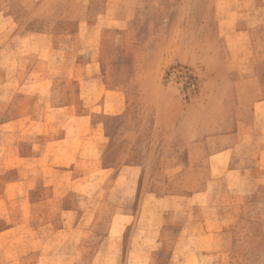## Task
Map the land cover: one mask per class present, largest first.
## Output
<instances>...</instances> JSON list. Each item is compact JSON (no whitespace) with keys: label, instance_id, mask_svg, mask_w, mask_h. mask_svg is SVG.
Segmentation results:
<instances>
[{"label":"rangeland","instance_id":"rangeland-1","mask_svg":"<svg viewBox=\"0 0 264 264\" xmlns=\"http://www.w3.org/2000/svg\"><path fill=\"white\" fill-rule=\"evenodd\" d=\"M8 13V0H0V14ZM5 28H8L7 23L0 22V29ZM237 33L256 37L248 39L247 44L262 48L256 56L264 62V0H141L124 36L113 38L107 52L100 56L107 87L119 90L124 99L122 114L105 115L99 121L106 141L101 160L120 168L131 158L137 160L150 155L163 156L164 153L184 157L186 140L189 158L190 151H194L189 144L198 137L209 138L210 142L208 153L197 152L196 158H208V154L217 148V136L235 132L241 119L237 114L244 113L238 110L248 105L237 93H247L249 86L232 84L236 83L241 71L224 63L228 58L236 62L243 57V39L232 37ZM8 41V37L0 38L1 45ZM242 74L250 76L246 71ZM1 75L2 258L3 255L7 256L6 260L24 258L30 251V243L36 248L37 240L44 239L46 246H42V252L46 257L41 264H164L173 241L179 236L177 232L182 220H174L169 233L162 234L158 243L151 246V239L145 243L142 234L137 237L135 213H129L124 220L119 211L116 212L123 204L127 205V200H122L123 184L109 191L110 182L100 179L76 184L69 180L31 181L32 175L52 172L49 158L73 165L76 157L51 146L42 165L32 163L31 151L26 144H30V137L41 135V118L15 115L16 103L11 101L10 94V89L15 87L9 85L8 71H2ZM50 110L48 104L47 111ZM75 121L72 123L76 124ZM242 132V144L247 152L254 146L250 140L251 130L246 127ZM163 144L166 145L164 149L171 146L176 149L164 151ZM260 154L261 151L256 150L257 158ZM218 159L221 156L214 157V163L220 162ZM77 166L80 170L86 169V164L78 165L77 162ZM259 172L262 171L258 170L253 176L246 196L226 200L225 205L233 206L235 211L229 220L230 244L226 250L208 257L191 255L184 264H264V182ZM192 185L193 182H188V186ZM47 190L57 193V207L75 204L95 209L96 213L86 215L90 217L86 218L90 230L75 235L55 233L48 225L47 215L34 211V208L55 207L41 201ZM79 192L85 196L86 192L96 195L92 199L87 196V199L79 200L74 195ZM99 192L100 197L96 199ZM137 196L129 198L133 212L137 208ZM105 200L107 205L99 206L105 204ZM216 200L212 199L211 204ZM66 219H69L68 215ZM51 240H55L53 244L48 243ZM94 255L95 260L89 261Z\"/></svg>","mask_w":264,"mask_h":264},{"label":"crops","instance_id":"crops-1","mask_svg":"<svg viewBox=\"0 0 264 264\" xmlns=\"http://www.w3.org/2000/svg\"><path fill=\"white\" fill-rule=\"evenodd\" d=\"M140 1L8 0L9 13L0 14V22L7 23L8 27L0 29V38L9 39L0 44V83L1 72L8 71L9 85L15 87L10 89V94L11 101L16 103V116L41 118V135L30 137V144H26L31 151L32 163L42 165L51 146L57 150L64 149L69 156L76 157L73 165L49 158L52 172L32 175L31 181L69 180L76 184L93 183L100 179L110 182L109 191L123 184L122 200H127V205L123 204L116 212L119 211L124 220L129 213H135L136 234L137 237L142 234L145 243L151 239V246H155L162 234L169 233L174 220L183 221L164 264H184L191 255L208 257L226 250L230 244L229 220L235 213L233 206L225 205L226 200L246 196L258 170L262 171L259 173L264 182V74L261 73L264 72V62L256 56L262 48L247 44L248 39L256 38L250 34L232 36L243 39V57L236 62L228 58L224 63L241 71L236 83L232 84L249 86L247 93H237L248 105L238 110L244 113L237 114L241 119L235 132L217 136V148L208 154V158H196L197 152L208 153L210 142L209 138L198 137L189 144V148H194L189 158L186 140L184 157L164 153L163 156L150 155L137 160L131 158L120 168H115L114 164L101 160L106 141L99 121L105 115L122 114L124 99L119 90L107 87L105 67L100 56L107 52L113 38L124 36ZM243 71L249 72L250 76H244ZM38 103H41L39 110ZM48 104L50 111H47ZM50 118H53L52 122ZM75 120L77 123H72ZM246 127L251 130L250 140L254 145L247 152L242 144V130ZM165 146L163 144L162 148ZM165 149L171 151L176 148ZM256 150L261 151L259 158ZM216 156H221V159L214 163ZM34 158L40 163H36ZM77 162L78 165L86 164V169L80 170ZM188 182L194 185L188 186ZM85 194L74 193L79 200L87 199V196L92 199L96 195ZM135 194L139 196L136 211L133 212L129 198ZM57 198L54 190H47L41 201L55 206ZM214 198L217 200L211 204ZM105 205L106 200L105 204H99ZM56 207L34 208V211L47 215L50 219L48 225L55 233L70 232L75 235L82 230H90L88 216L96 213L95 209L75 204ZM66 215L69 219L65 220ZM54 241L48 243L53 244ZM45 242L38 239L36 248L30 243V251L24 258L6 260L7 256L2 258L0 255V264H41L46 257L42 252ZM146 246L150 247L149 244ZM88 260H95V255Z\"/></svg>","mask_w":264,"mask_h":264}]
</instances>
